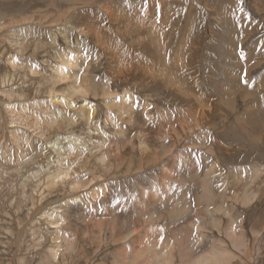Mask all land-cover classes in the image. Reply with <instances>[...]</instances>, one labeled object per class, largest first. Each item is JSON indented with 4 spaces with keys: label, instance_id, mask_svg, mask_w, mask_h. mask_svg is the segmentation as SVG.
<instances>
[{
    "label": "rangeland",
    "instance_id": "rangeland-1",
    "mask_svg": "<svg viewBox=\"0 0 264 264\" xmlns=\"http://www.w3.org/2000/svg\"><path fill=\"white\" fill-rule=\"evenodd\" d=\"M62 51L82 55L74 70L88 91L75 94L63 116L47 115L41 131L13 123L24 145L16 143L3 101L34 115L46 106L59 111L49 99L69 81L53 85L50 75ZM165 65L177 86L165 85L163 70L157 75ZM13 87L12 98L3 94ZM126 87L131 106L121 112L107 102ZM83 103L93 106L92 122L79 113ZM73 135L86 144L66 156L58 148L67 149ZM65 157L70 177L51 190L37 186L33 169ZM0 158V167L11 162L21 169L0 183V264H48L47 251L56 246L60 253L50 264H124L117 253L134 227L147 231V240L160 235L155 241L171 238L179 246L175 231L182 223L174 225L167 203L180 206L183 199L193 208L183 223L200 226L188 236H204L193 258L215 242L238 255L231 264H264V183L248 207L236 195L252 169L264 167V0H0ZM239 170L247 172L237 186L230 173ZM83 175L84 184L72 188ZM203 179L216 201L242 215L244 235L240 230L235 244L225 213L216 212V227L200 202L196 186ZM55 204H62L59 230L71 244L54 241L56 227L41 217ZM143 237L127 241L126 257L134 245L145 248Z\"/></svg>",
    "mask_w": 264,
    "mask_h": 264
},
{
    "label": "bare ground",
    "instance_id": "bare-ground-1",
    "mask_svg": "<svg viewBox=\"0 0 264 264\" xmlns=\"http://www.w3.org/2000/svg\"><path fill=\"white\" fill-rule=\"evenodd\" d=\"M152 27L155 28L154 26H152ZM153 28L150 29L151 33L154 32ZM106 33H105V35H106ZM102 35H104V34H102ZM58 54H59V58L61 60V63L54 68L53 74L50 75V78H52L50 81L53 82V85H56L57 83H59L61 81H67V80L69 81L67 86L65 88H63V91H61L59 93H56V94L52 93V95H51V97L49 99V102L52 105H57L59 111H57V110L53 111L51 109V107L46 106V108L44 110V111H46V113L41 112V111H43V110H41V111H39L38 114L34 115V114H31L26 108H23V107L18 108V107H16V105L12 104L11 101H3L4 110L7 112L8 116L10 118L8 121L11 123L10 127H12L11 130H10V135H11L12 140L16 141V143H19L21 145L23 144L22 143L23 136H22V133H21L22 129H20L19 127L18 128L13 127L14 126L13 123L20 122L21 124H23L25 126V128H23L24 131L28 130V129H33V131H35V129L36 130L43 129V126L45 128V125L48 124V123H46L47 122V117H46L47 115L53 116V121L56 118L63 116L65 113H61V112L62 111L65 112V110H64L65 108H73L74 107V104H73L74 95L77 94V93H87V91H88V89H86L84 78L82 79L81 74L74 70L76 68V66L78 65V61L80 59V55L81 54L80 55L79 54H71V53L66 52V51L58 52ZM81 57H82V55H81ZM120 59H121V57H120ZM8 61L10 62L9 64L13 65L14 67L17 66L15 64V62H14L13 57H9ZM117 63H120V62H117ZM124 64H126V63H124ZM124 64H123V66H125ZM120 65L121 64H119L118 66H120ZM139 66H141V63L139 64ZM142 66H143V64H142ZM126 67L127 66H125V68ZM29 68H31V67H29ZM149 68L145 69V71H147ZM162 70L164 71V75L166 76V79L168 80V81H165V82H167V84H165V85L169 84V85H171L173 87L177 86L176 85L177 83L175 84V82H176L175 81V77H173V68L171 66L165 65L163 68H161V72L158 71L157 75H161L162 76L163 75ZM121 71H123V70H121ZM145 73H147V72H145ZM6 77H9V74H6L4 76V79H6ZM47 78H49V77H47ZM7 79H9V78H7ZM127 89H128L127 87L124 88L125 91H124L123 94H121V95H119L117 97H112L109 100V102H107V104H109V105L118 104L121 112L128 111L129 107L131 106L129 101H131L130 99H131L132 96H131V93H128ZM179 91L184 96H186L188 94L187 88L185 89V88L182 87V89L181 90L179 89L178 92ZM104 93L106 95H109L108 89H106L105 87H104ZM3 94L5 96L9 97V98L10 97L12 98L13 94H15L14 87L13 88H8V89H4L3 90ZM68 98H70L71 101ZM113 101H115V103H112ZM258 101L260 103V100H258ZM77 108L80 110L79 113H81V115L84 117L86 123L92 122L93 115H94L93 114V106L92 105L90 106L89 103H83L81 107H77ZM109 117L112 118L111 115H109ZM164 118H165L164 119L165 121L167 120L168 122H170V119H168L166 117V115H165ZM197 126H199V124H197ZM34 127H36V128L34 129ZM115 127H120L119 124H117V122H115ZM18 131H20V133ZM240 137H243V136H240ZM240 140H241V138H240ZM71 141L72 142L70 143V145H69V147L67 149L63 148V147H59L58 148V149H61V150L64 149V151H65L64 153H66V156H67V153L70 156L69 153L72 154V153L78 151L79 148H82L83 145L86 144L85 141L81 140V138L78 135H73V138H72ZM18 148H20L21 150H24L21 147H18ZM26 149L27 148H25V151H26ZM8 151L11 152L10 148H8ZM24 154L26 155L27 153L24 152ZM24 158H25V156L23 157V159ZM67 158H66V160L64 158L63 159L62 158H58L57 159V161H58L57 165L55 164L53 166H49V167H47L44 170L41 169V168L39 170L38 169H33V171L31 172L30 176L35 179V181L37 182V186L45 185L43 187L45 190H51L54 187L60 186V184L63 181V179H65L67 177H70V175L72 173V168L73 167H72V164H70L67 161ZM2 160L3 159L0 158V163L2 162ZM10 163L11 162H7L5 164H2L1 167H0V183L2 185L5 183L4 180H6V182H7V180H8L7 176L12 175L14 177L16 175V173H18L21 170L20 166H17V167H15L16 165L9 166ZM252 170H253L252 172L250 171L252 173L251 177L248 175V177H250V178H248L246 182L244 181L245 184H243L241 188H240V185H239V187H237V188H240V190L238 191V193H236V195L238 194V196L240 195L242 197L243 203H244V205H246V207L250 206V204L254 202V200L257 197V189L259 188V186H261L262 183H264V167L256 166ZM234 172L235 173H233L232 176H231V173H230V177L232 178V180L235 181V182H233V184L237 185L238 181H240L242 179V177L246 176V172L247 171H245V172L243 171L242 172V171L239 170L238 171L239 173L236 172V171H234ZM2 182H4V183H2ZM22 183H24L22 186L25 187L26 181L22 182ZM71 183H72L71 184L72 188H79L80 185L84 184V175L83 176H77V178H74ZM196 187L200 188L201 191L203 192V194L199 197V199L201 200L200 202H202L201 203L202 206L204 205V207L207 209L208 214L210 215L211 221L214 223V226L217 227L219 225V223H220L219 216H221V215H219V216L216 215V212L223 211L225 213V216H226V218L228 220L225 229H226V232L228 234V237L231 239L232 243L235 244L236 241H235L234 237L237 236L238 234L241 235L240 230H241L242 234L244 235V231H243L244 228H243V226H241L242 222H240V226H238L239 221H242L241 213H235L233 207H231V206H229L227 204H221L218 201H216V199H215L216 194L213 192V187H212L211 182L209 180L203 179V180L197 181V186ZM100 189H101V187H100ZM98 192L101 193L100 190ZM258 192H259V190H258ZM94 194H93V196H94ZM22 196H24V198H26V194H25V192H23V190H22V193L20 194L19 197H22ZM42 198L43 197H41V199ZM171 201H173V200H171ZM172 205H173L172 202H168L167 203V206L170 207L169 208L170 210H171V208H174L173 209V213L171 212V216L173 218L172 221L174 222V225L182 223L180 230L179 231H175V233H176L175 235L177 236V244L180 243L179 246L177 245L178 248H177L176 245H174V241H172L171 238L170 239H166L164 241V243L160 242V241L157 242V240L155 241V239L158 236L156 234H155L156 235L155 239H153L154 241H152L150 239L147 240L146 239V235L144 236V234H147L148 232L145 231V233L143 234V233H141L142 231L137 230V227H134V228L129 230V233H127V236L125 235L123 237V240H126V242L119 249V252L117 253L118 254V259L117 260L124 259V261H123L124 264H146V262H144L145 260H147L148 264H231V262H233L235 259L238 260V255L237 254L231 253L230 249L222 247V244H219V243L215 244V242H213V244H211V246H209L210 248H208V251H204L202 253L200 252L201 254H199L197 257L193 258L194 249L197 248L199 245H201L203 243V238H204V236L203 235L201 236L200 233H197L195 235L196 232H194V235H195L194 237H193V234L188 236V232H189L188 229L189 228L194 229V224H196V226H197L198 222L196 223V220L195 221L194 220H192V221L189 220L188 221L189 223H186V222L183 223L184 222L183 218L185 216L183 214H185L186 211H187V213H191L193 208H191V204H189L186 199H183V201L181 202L180 206H178V203L175 204L174 207ZM61 208H62V204H55V205L52 206L51 209H45L44 213H42L43 212L42 211L41 212L42 213L41 217L46 219L51 226L56 227V234H55L56 237L53 238L54 241H55V239H58V240L64 239V242L66 244H69L70 243L69 242V237L67 235H65V233H63V232H61L59 230V228L61 227V224L64 223V221H65L64 216L61 214L62 213ZM149 213H148V215H149ZM112 217L114 219L115 215H113ZM190 221H191V223H190ZM198 225H200V224H198ZM97 226H101V225H99V223H98ZM134 226H135V224H134ZM173 226H171V227L174 228ZM199 227L200 226H197V228H199ZM196 230L197 229H195V231ZM191 231L193 232V230H191ZM140 236H142V237L144 236L145 237V239H143L144 237L142 238L143 240H145V244H144L145 248H143L141 246L136 247V245H134V248H131L132 249V252H131L132 256L131 257H126L128 255L127 250L130 249V248L126 249V247H129V246H127L128 245L127 241H130V242L135 244V241L137 240L138 237L140 238ZM159 236H158V238H159ZM183 236H186L187 238H185V239H187V240H183V242H181V238ZM119 237H120V235H119ZM152 237H153V235H152ZM239 238H241V237H238L237 239H239ZM98 239H100V238H98ZM102 239L103 238H101L99 241H101ZM58 240H56L57 241L56 243L60 247H62L61 246V242L62 241L59 243ZM117 240H118V238H117ZM121 240H122V238H121ZM137 242H140V239H139V241H136V244H139ZM132 243H130V244H132ZM142 245H143V243H142ZM132 246H133V244H132ZM67 247H69V245H67ZM59 249L60 248H58V246L48 249L47 254H46V257L49 258V261H48L49 263L47 262L48 264L54 262V261L52 262V259H55L57 257V255H59L58 254V253H60ZM242 261H244V260H242ZM239 263H240V261H239ZM42 264H46V261H42Z\"/></svg>",
    "mask_w": 264,
    "mask_h": 264
}]
</instances>
